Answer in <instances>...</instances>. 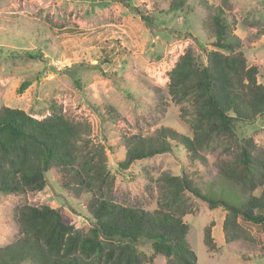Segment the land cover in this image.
I'll use <instances>...</instances> for the list:
<instances>
[{
	"label": "rangeland",
	"instance_id": "obj_1",
	"mask_svg": "<svg viewBox=\"0 0 264 264\" xmlns=\"http://www.w3.org/2000/svg\"><path fill=\"white\" fill-rule=\"evenodd\" d=\"M172 1L0 0V109L18 108L37 119L58 111L89 124V148H105L115 202L150 211L158 207L163 176L197 173V182L219 184L216 162L228 156L226 143L217 139L201 153L206 162H191L186 150L174 145L172 153L137 161L128 170L118 166L127 138L154 136L164 128L192 137L191 122L182 115L190 108L169 96V74L187 49L196 56L216 50L202 27L210 12L203 2L215 6L221 0H182L177 9ZM231 14L235 34L248 40L247 64L259 68L258 82L264 84V0H235ZM237 133L239 139L252 138L257 152L264 153V118L239 123ZM47 176L39 193H0V247L19 237L16 213L24 204L60 209L75 229L89 232L87 199L67 194L55 169ZM225 218L223 208L190 201L183 220L197 264H264V233L244 223L247 234L227 243ZM209 226L215 250L205 242ZM136 248L147 260L153 255L150 244ZM165 263V257L156 256L152 264Z\"/></svg>",
	"mask_w": 264,
	"mask_h": 264
},
{
	"label": "trees",
	"instance_id": "obj_2",
	"mask_svg": "<svg viewBox=\"0 0 264 264\" xmlns=\"http://www.w3.org/2000/svg\"><path fill=\"white\" fill-rule=\"evenodd\" d=\"M234 2L221 0L215 6L203 2L210 12L202 27L216 50L196 56L187 49L169 74V96L190 108L183 109L182 115L191 122L192 137L164 128L154 136L127 138L125 158L118 163L125 171L137 161L172 153L174 145L186 150L191 162H206L201 153L223 139L228 156L216 162L221 183H199L197 173L165 175L153 211L123 206L112 197L114 178L105 148H89V124L58 111L37 119L18 108H1L0 193H39L55 169L67 194L87 199L92 227L84 233L60 209L24 204L16 213L19 237L0 247V264H152L156 256L165 257V264H197L187 240L189 225L183 220L193 198L210 210L226 211L227 243L247 234L244 223L264 233V153L257 152L252 138L239 139L237 133L239 123L252 125L264 118V84L258 82L259 68L247 64L248 40L235 34ZM183 4L172 1L175 9ZM222 184L223 189H214ZM259 190L260 196L255 195ZM140 242L151 246L153 255L148 260L136 248ZM205 242L216 249L211 226Z\"/></svg>",
	"mask_w": 264,
	"mask_h": 264
}]
</instances>
